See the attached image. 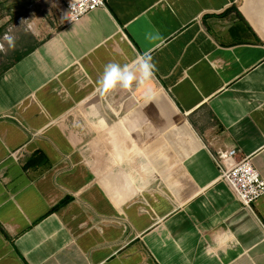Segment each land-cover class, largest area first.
I'll return each mask as SVG.
<instances>
[{"label": "crops", "instance_id": "crops-1", "mask_svg": "<svg viewBox=\"0 0 264 264\" xmlns=\"http://www.w3.org/2000/svg\"><path fill=\"white\" fill-rule=\"evenodd\" d=\"M53 1L0 17V264H264V194L243 207L211 155L264 179V0H105L74 22ZM145 52L151 80L99 95L105 64Z\"/></svg>", "mask_w": 264, "mask_h": 264}, {"label": "built area", "instance_id": "built-area-1", "mask_svg": "<svg viewBox=\"0 0 264 264\" xmlns=\"http://www.w3.org/2000/svg\"><path fill=\"white\" fill-rule=\"evenodd\" d=\"M63 8L62 15L66 22L77 21L82 16L105 6V0H58ZM222 180L233 195L245 208L251 209L253 203L264 194V179L253 165L250 155L236 158L235 148H215L211 151Z\"/></svg>", "mask_w": 264, "mask_h": 264}, {"label": "clouds", "instance_id": "clouds-1", "mask_svg": "<svg viewBox=\"0 0 264 264\" xmlns=\"http://www.w3.org/2000/svg\"><path fill=\"white\" fill-rule=\"evenodd\" d=\"M4 39L8 42L9 48H11L13 46V38L6 34ZM149 39L155 40L157 37L149 36ZM0 53L7 54V50L3 44H0ZM154 68L151 56L147 52L137 57L131 66L109 62L104 65L103 72L98 78L97 92L100 96H105L118 87L123 90H131L134 83L144 85L152 79ZM153 96V89L148 88L145 93L146 102L151 101Z\"/></svg>", "mask_w": 264, "mask_h": 264}, {"label": "rangeland", "instance_id": "rangeland-1", "mask_svg": "<svg viewBox=\"0 0 264 264\" xmlns=\"http://www.w3.org/2000/svg\"><path fill=\"white\" fill-rule=\"evenodd\" d=\"M7 0H0V11H1V13L3 12V10H7L5 7V2H6ZM53 1V0H52ZM53 5L52 6H50V4H46L47 5V7L45 8H42L41 7V5L40 4H38V7H37V9H35L36 11H40L41 9H43V10H45L46 12H47V14H48V16L50 15V13L52 12L53 13V15H54V10L57 12V10H58V8L56 7V5L54 4V1H53V3H52ZM50 11V13H48ZM1 13H0V17L1 16H4L5 14L4 13H2V15H1ZM17 18V15H14V16H12L11 17V19L10 20H14V19H16ZM1 22L2 21H0V35H1V38H0V44H3L4 45V47H5V49L7 50V54H4V53H0V62H2V63H4V62H7V61H11V59H12V56H11V54H12V47L11 48H9V46H8V42L7 41H3L2 40V38L4 37V36H2V35H4L6 32H7V28H5V30H4V26L1 24ZM4 30V31H3ZM4 33V34H3Z\"/></svg>", "mask_w": 264, "mask_h": 264}, {"label": "trees", "instance_id": "trees-1", "mask_svg": "<svg viewBox=\"0 0 264 264\" xmlns=\"http://www.w3.org/2000/svg\"><path fill=\"white\" fill-rule=\"evenodd\" d=\"M20 56H21V55H17V56H15L13 60L18 59Z\"/></svg>", "mask_w": 264, "mask_h": 264}]
</instances>
